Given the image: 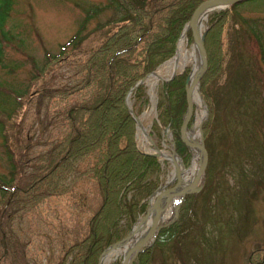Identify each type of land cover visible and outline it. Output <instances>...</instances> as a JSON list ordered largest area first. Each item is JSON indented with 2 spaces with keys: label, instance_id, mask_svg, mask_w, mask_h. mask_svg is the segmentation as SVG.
Instances as JSON below:
<instances>
[{
  "label": "rangeland",
  "instance_id": "374dc122",
  "mask_svg": "<svg viewBox=\"0 0 264 264\" xmlns=\"http://www.w3.org/2000/svg\"><path fill=\"white\" fill-rule=\"evenodd\" d=\"M134 1L156 12L170 4V0ZM12 7L7 29L16 39L3 43L8 63L0 66V233L4 234V245L14 244V253L3 256L0 237V264H61V260L70 264L72 257L65 259L66 252L84 237L86 221L99 206L95 188L79 180L75 187L69 183L72 191L68 194L58 191L54 195L39 187L41 190L34 188L31 196L19 194L13 199L5 188L15 185L29 191L34 165L47 158L53 141L64 130L54 116H62L57 111L65 102L52 100L47 105L46 96L75 80L76 68L67 64L82 62L118 25L127 23L125 16L135 14H126L111 0H14ZM222 12L225 17L216 21ZM187 24L179 33L173 54L135 84L143 86L148 100L136 117L140 124L133 117L135 143L142 153L157 157L162 164L157 188L147 198L144 213L136 217L121 240L100 252L97 264H101L105 250L123 240L127 243L135 226L147 218L156 197L179 182L167 184L173 165L154 151L153 145L171 153V135L158 120V104L165 96L164 85L170 81L182 85L185 93L191 64L174 74L166 64L174 58L185 29V47L190 49L195 43ZM205 35L207 67L198 85L204 106L198 110L194 105L186 133L201 117L197 143L206 150V167L195 192L189 194L190 201L184 202L186 196L181 201L176 218L173 220L178 197L165 208H171L168 220L159 222L168 227L179 221L182 229L168 243L157 242L158 233L166 227L157 230L132 264H264V0L212 10L203 20V38ZM70 40L73 42L67 46ZM58 55L63 62L56 67L47 64L48 56ZM153 73L160 79L145 81ZM25 88L28 93L18 107L15 92ZM203 93L208 95L210 107ZM132 104L129 99L130 108ZM184 146L182 156L175 154L183 172L190 171L194 151H198L197 172L202 150ZM75 192L76 196L90 198L87 208L79 204L77 197L72 201ZM123 259L117 254L107 264H122Z\"/></svg>",
  "mask_w": 264,
  "mask_h": 264
},
{
  "label": "trees",
  "instance_id": "16d2710c",
  "mask_svg": "<svg viewBox=\"0 0 264 264\" xmlns=\"http://www.w3.org/2000/svg\"><path fill=\"white\" fill-rule=\"evenodd\" d=\"M13 1L0 0V66L8 63L7 58L4 59L3 43L16 39L11 29H7ZM111 1L126 14L133 11L135 15L125 16L127 23L118 25L115 32L88 53L82 62L67 64L76 68L75 80L70 82L71 85L53 88L46 96L47 105L52 100L65 102L57 111L62 116H54L64 130L53 141L47 158L38 160V164L32 166L35 173L32 174L30 188H26L29 191H25L23 186L5 188L8 196L11 195L10 199L19 194L31 196L34 188L41 190L39 187L54 195L58 191L60 193L57 194L70 193L69 183L75 187L79 180L95 188L99 206L86 221L84 237L73 242L66 252L65 259L72 257L70 264H97L100 252L121 240L136 217L146 210L147 198L157 188L162 164L157 157L142 153L136 146L133 115L138 116L148 100L143 86L135 87V84L173 54L183 25L205 0H170V4L160 12L149 11L151 7L134 0ZM225 15L220 13L216 21ZM16 41L20 42L19 39ZM72 42L70 40L67 46ZM62 53L61 50L59 55L62 56ZM59 55L56 58L48 56L47 64L52 63L56 67L63 62ZM164 86L165 96L158 104V120L170 130L176 154L182 156L186 150L180 140V125L186 111L185 93L177 82L170 81ZM131 89L132 114L125 101ZM27 93L26 88L15 92L18 107V102ZM203 95L210 107L208 95ZM76 195L77 192L72 201L77 197L79 204L87 208L90 198ZM191 198L186 196L184 202H189ZM181 226L177 221L162 229L157 242L168 243L182 229ZM0 237L3 256L14 253V244L7 242L4 245L3 232Z\"/></svg>",
  "mask_w": 264,
  "mask_h": 264
},
{
  "label": "bare ground",
  "instance_id": "6f19581e",
  "mask_svg": "<svg viewBox=\"0 0 264 264\" xmlns=\"http://www.w3.org/2000/svg\"><path fill=\"white\" fill-rule=\"evenodd\" d=\"M218 8L214 7V6L207 7L199 13V15L197 17L196 29H197V32H198L200 37L202 36L203 20L207 17V15L212 10L218 9ZM186 32H187V30L185 29L184 32L182 33L181 37L179 38L178 42H177L175 56L171 61H169L166 64V67L170 68V70H171L170 72L172 74H174L180 67H183L186 64H191L192 69H191V73H190L189 79H188V82L190 83L198 74V72L201 68V61H200L199 53H198L197 46L195 43L192 45V47L190 49H187L185 47L186 41H187ZM151 79H155V80L160 79V76L158 74L153 73V74L149 75L145 81L150 82ZM190 102L193 103L194 105H196L198 110H199V108L204 106L202 99L199 95L197 87L194 88L190 94ZM200 120H201V117L198 116L195 123H194L193 130L185 134V139L187 141H190L192 143H197V141H198V125H199ZM138 123L140 124L139 121H138ZM153 146H154V149H153L154 151H156L158 154H160L161 157L169 160L173 165V169H172L171 174L168 178L167 184H170L175 180H179V182H180L179 190H181L183 187H185L187 185V183L191 180L192 176L196 172V167H197L196 163L200 158L199 152L194 151L193 165H192L190 171L187 172V174H186L185 172H183L181 160L178 156L172 155L170 152L161 151L160 149H157L155 145H153ZM154 216H155L154 213H150L147 216V218H145L144 220H141L139 222V224L135 226L136 231H135V233H133L130 240L127 243L123 244L121 247H118L114 250L108 251L101 258L100 263L101 264H107L110 261V259L112 258V256L117 255V254H121L123 257L128 255L130 253L131 249L133 248V246L136 243L140 242L145 237V235L148 233V231L150 230L151 224L153 222ZM170 216H171V208L165 209L159 215V222L162 223V222L168 220V218Z\"/></svg>",
  "mask_w": 264,
  "mask_h": 264
},
{
  "label": "water",
  "instance_id": "95a60500",
  "mask_svg": "<svg viewBox=\"0 0 264 264\" xmlns=\"http://www.w3.org/2000/svg\"><path fill=\"white\" fill-rule=\"evenodd\" d=\"M243 1H247V0H206L197 6V8L194 10V12H193L188 24H187L186 28L191 31L192 39L194 40V42L197 46V50H198L200 61H201V68H200L198 74L196 75V77L190 83L188 82V80L185 83L184 88H185L186 115H185L182 127L180 129V139L190 150H192L194 148H198V149L202 150L203 157H202L201 163L199 165V168H198L195 176L191 179L190 182L187 183V185L185 187H183L181 190H179L180 186H179V182H177L176 185H174L170 189L163 191L161 194H159L156 197L155 201L150 206V210L148 213V215L150 213H154V215H155L153 223L150 227V230L148 231V235H146L140 242L136 243L133 246L130 253L124 257L122 264H132V260L134 259L136 254L140 251L142 246L145 244L146 240L149 239L152 236V234L155 233L157 230H159L162 227L167 226V224L166 225H159V215L166 208V206L168 205L170 200L175 198V197L180 198V201L178 202V204L175 207L174 218H173V220H174L176 218L177 212L179 211V205H180L181 201L183 200V198L185 197V195L192 194L193 192H195V189H196L197 185L199 184L201 176L203 175L205 167H206L207 153H206V150L202 144L190 143V142H187V140L185 139L187 124H188L189 120L191 119L192 113H193V104L190 102V94L194 88H196V87L198 88L199 81H200L201 77L203 76V74L205 73L206 67H207L206 52L204 49V42H203L204 38H203V36H201V37L199 36L197 29H196L197 17L199 15V13L207 7L214 6L217 8L218 7L223 8V7H229L231 5H235V4L243 2ZM139 83H141V82H139ZM135 120H136V123H138L137 119H135ZM167 133L169 134V131H167ZM171 144H172L171 154L175 155L174 143L171 142ZM123 243H124V240L121 241L120 243L116 244V245L111 246L110 248L105 250L103 254H106L111 249H114L115 247H117Z\"/></svg>",
  "mask_w": 264,
  "mask_h": 264
}]
</instances>
